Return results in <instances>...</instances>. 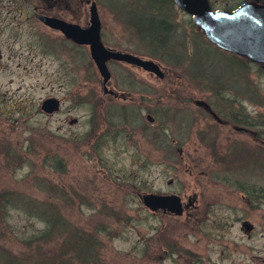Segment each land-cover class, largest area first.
Wrapping results in <instances>:
<instances>
[{"label": "rangeland", "instance_id": "rangeland-1", "mask_svg": "<svg viewBox=\"0 0 264 264\" xmlns=\"http://www.w3.org/2000/svg\"><path fill=\"white\" fill-rule=\"evenodd\" d=\"M90 1L103 44L153 59L162 77L109 60L111 85L129 94L110 100L88 47L35 17L46 9L83 25ZM162 4L0 0V264H264V143L263 180L244 150L218 172L207 147L216 124L194 104L204 99L227 118L242 103L263 117L264 140V67ZM150 16L170 25L164 39L145 28ZM48 96L60 99L53 113L40 109ZM181 188L198 193L187 216H153L139 198ZM240 218L254 224L249 237Z\"/></svg>", "mask_w": 264, "mask_h": 264}, {"label": "water", "instance_id": "water-1", "mask_svg": "<svg viewBox=\"0 0 264 264\" xmlns=\"http://www.w3.org/2000/svg\"><path fill=\"white\" fill-rule=\"evenodd\" d=\"M172 1L191 16L192 22L211 43L264 66V4L248 0L233 10H227L211 8L209 0ZM88 10L89 19L86 25L40 11L35 13V17L44 25L59 30L73 42L88 47L102 85L110 83L111 74L107 66L109 60L128 63L154 72L158 77L163 76L162 68L153 59L104 45L101 41L100 20L94 1H90ZM195 104L208 106L202 99H196ZM59 106L60 101L56 96H48L40 102V109L44 113H53ZM147 117L151 120L149 115ZM68 121L74 123L76 117H71ZM139 198L148 209L168 207L175 213L181 212L179 197L175 194L161 195L144 191L139 194Z\"/></svg>", "mask_w": 264, "mask_h": 264}, {"label": "flooded vegetation", "instance_id": "flooded-vegetation-1", "mask_svg": "<svg viewBox=\"0 0 264 264\" xmlns=\"http://www.w3.org/2000/svg\"><path fill=\"white\" fill-rule=\"evenodd\" d=\"M86 1L88 2L89 0H86ZM245 1H248V0L240 1L235 7H233L232 9H228V10H233L237 8L241 3ZM256 1L264 4V0H256ZM209 3H210V0H209ZM39 11L46 13V14L59 16L63 18L64 20H66L64 17L58 15L57 13L53 11H49L46 9H39ZM87 23H88V20H84L83 25H86ZM66 39L70 40L68 38ZM148 75L150 77H154L153 72L152 73L148 72ZM101 87H102L103 95L107 96L110 100H115L118 98L124 99L129 95L127 92L118 90L115 87H113L111 85V77H110V83L109 84L106 83L105 85H102ZM204 101L208 104V106H205L204 104H199V105L196 104V105L202 110V113L204 116H209L210 118H212V120L216 124V126H214L215 130H214L213 135L210 134L212 143L210 144L207 142V147L211 146V150H212L211 152L213 153L214 165L217 168L216 170L218 172H220L221 169L223 170L225 169V171L231 170V166L237 164V163H233L234 161L237 160V157H238L236 151L244 150L250 155L251 160L256 159L254 163L259 161L260 175H261V179L263 180V143H264V140H263V117L261 116V114L260 113L258 114L259 117L251 115V113L246 109V107L242 103H239V106L231 107L229 109L227 118H222L219 112L216 109H214V106H212L206 100ZM194 104H195V101H194ZM148 115L151 117L150 114H147L146 116ZM223 140L226 141V144L223 143ZM171 141H174V138H171ZM177 150L178 152L181 151L179 148ZM238 165H242V162L239 163ZM236 176L238 179L233 180V182H235L237 186L241 187L242 184L244 185V182H246V180L243 181L239 179L241 177H239L238 175ZM218 178H221V176H219ZM229 179L232 180L233 178L229 177ZM166 183L170 185L171 183H173V179L172 178L168 179ZM150 192L153 194H161V195H170V194L177 195L179 197L178 204H179V207L181 208L180 213H175L171 208H168V207H163V208L158 207L157 209H153V210L149 209L150 214L153 216L177 217V216H181L182 214L187 216L190 213H192L198 206L197 204L198 203V193L197 192L187 193V191L182 190V188L180 190H176V189L156 190L155 189ZM256 195H258V197L260 198V201L263 202V184L259 189V194L257 193ZM253 197H255L254 194H253ZM239 222H240L239 229L243 233H245L246 236L249 237L254 230V224L250 220L242 219V218L239 219Z\"/></svg>", "mask_w": 264, "mask_h": 264}, {"label": "trees", "instance_id": "trees-1", "mask_svg": "<svg viewBox=\"0 0 264 264\" xmlns=\"http://www.w3.org/2000/svg\"><path fill=\"white\" fill-rule=\"evenodd\" d=\"M153 1L155 3H161V4L162 3L164 4L167 1L172 2V0H153ZM159 7L162 9L161 6H159ZM161 9L158 8V11L161 12ZM165 23L166 22H165V19L163 17L162 18L160 17L159 19H157V18L150 16L149 19L146 21L147 26L145 25V28L149 29L150 36L157 37V38L160 37V39H164V33H166L170 28V25L165 24ZM45 232H47V230ZM82 251H83V253H85L84 249ZM59 264H61V263H59Z\"/></svg>", "mask_w": 264, "mask_h": 264}]
</instances>
